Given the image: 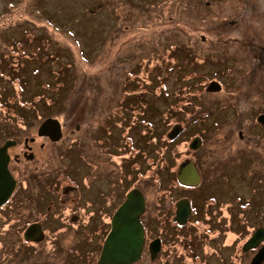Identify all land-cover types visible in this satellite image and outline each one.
<instances>
[{"label": "rangeland", "instance_id": "rangeland-1", "mask_svg": "<svg viewBox=\"0 0 264 264\" xmlns=\"http://www.w3.org/2000/svg\"><path fill=\"white\" fill-rule=\"evenodd\" d=\"M242 13L246 20H242ZM257 14L255 9L243 11L241 0H0V92L10 107L0 102V112L5 119L14 117L10 112L12 107L15 112L21 107L29 109V102L36 99L35 113L41 115L28 120V125L21 123L20 144L11 151L20 153L25 138L33 136L38 140L30 142L36 144L34 159L26 157L23 163L16 165L17 171L28 167L29 171L32 169L40 175L38 177L56 178L53 173L71 162L67 169L72 177L80 178L83 170L89 171L90 166L81 161L77 151L70 156L64 154L69 151L67 145L72 130L78 137H84L89 129L93 132L89 139L96 143L98 138L110 146L116 143L125 147L131 141L142 151L149 137L148 124L127 117L113 128H107L100 121L97 124L95 119L112 112L115 102L127 106L126 113H130L131 103L136 101L144 107L145 116L138 109L133 110L134 113L154 125L159 123L157 119L163 116L160 109L171 103L172 93L181 92L184 98L177 83L191 80L188 79L192 73L186 74L173 62L162 59L169 56L174 41L183 47L184 61L189 54L187 50L194 59L191 67L187 63L182 69H197L198 81L202 82V87L193 93L196 99H188L192 103L200 100L198 106L193 107L186 99L178 105H192L193 110L186 113L184 119H193L192 113L199 116L178 139L184 145L182 154L194 136L202 137L201 146L205 144L215 152L230 156L242 152L239 131H243L244 137L248 135L245 127L242 128L244 121H240L236 110L230 106L223 86L216 92H209L206 87L212 80L222 85L226 80L233 88L239 69H248L249 56L240 42L245 32L264 33V17ZM228 68L232 69V74ZM138 82L141 83L138 87L147 91L141 95L145 100L140 96H123L122 89L132 91ZM257 92L254 89L249 95L255 98ZM123 98L125 101L121 102ZM51 100L57 105L45 106ZM46 114L58 117L64 125L63 137L58 143L53 144L38 135L40 121H37ZM174 124L170 122L169 126ZM257 129V125H250L253 133ZM100 154L105 158V154ZM241 161L253 162L248 153ZM241 165L245 164L238 160L228 171L229 192L224 202L230 207L232 218L235 212L241 211L243 203L247 218H255V211L264 201V173L252 176L247 165L244 176ZM144 188L151 201L155 184L151 180ZM240 188L248 197L246 200L238 195ZM253 190L259 195L258 207L257 201L251 198ZM192 192L188 194L193 195ZM6 226L7 223L0 221V264H46L41 247L35 250L32 245L4 241L8 235L1 231ZM32 255L39 259L30 260Z\"/></svg>", "mask_w": 264, "mask_h": 264}, {"label": "flooded vegetation", "instance_id": "flooded-vegetation-1", "mask_svg": "<svg viewBox=\"0 0 264 264\" xmlns=\"http://www.w3.org/2000/svg\"><path fill=\"white\" fill-rule=\"evenodd\" d=\"M241 3L243 11L255 9L256 13L260 14L257 15L264 17V0H241ZM242 15V20H246L245 13ZM247 28L249 29L248 26ZM240 44L247 50L249 67L239 69L233 88L226 80L222 85L223 92L229 97L230 106L236 110L240 121H244L242 128L245 127L248 133L244 137L243 131H239L241 148L244 150L237 155L215 152L205 144L201 146L202 137H199L201 144L198 147L193 148L189 144L182 154L184 145L178 139L183 130L196 122H189L187 118L180 119L185 115L178 106L174 91V99L168 106L160 109L163 116L157 119L159 123L155 125L133 112L138 109L145 116L144 107L136 101L131 103L133 106L130 113H126L127 106L115 102L112 104V112L101 118L96 117L97 124L100 121L107 128H113L127 117L148 124L149 137L142 151L137 150L131 141L125 147L116 143L110 146L108 142L102 143L98 138L95 139L96 143L89 139L93 134L89 129L84 132L87 133L84 137H78L76 131L72 130L67 145L69 151L64 154L70 156L75 151L80 153L81 161L90 166L89 171L83 170L80 178L72 177L67 169V166L72 164L69 162L64 168H57L59 171L53 173L57 175L56 178L38 177L40 175L37 176L32 169L29 171L28 167L19 171L16 167L17 164L23 163L26 154L33 152L34 159L33 149L36 144L31 145L30 142H36L37 138H25L20 153H13L12 148L20 144L22 124L20 119L14 121L15 116L5 119L0 112V147L7 140L15 141L8 148V167L16 185L9 199L0 205V221L7 223L6 228L1 231V234L8 235L4 241L16 245H32L35 250L38 246L41 247L47 259L46 264H102L100 256L110 235L115 233L119 223H128L124 217L118 219L119 209L127 200L128 194L138 189L144 198V209L139 215L142 232L140 257L130 263L112 264H253L258 255L264 257V233L263 236L260 235L255 246L247 247L248 240L258 230H264V201L261 208L255 211V218H247L245 203L241 205V211L235 212L232 218L230 207L224 202L229 192L228 171L238 160L245 164L241 165L244 176L247 165L252 176L264 173V123L259 120V117L264 115V33L252 35L245 32ZM231 71L232 69H229L230 73ZM127 83L124 79V84ZM194 83L197 87L200 85L198 82ZM177 84L182 88V82ZM139 85L140 82L132 91L129 88L122 89L123 96H140L145 100L141 95H145L147 91L144 87H138ZM254 89L258 91L255 98L249 95ZM4 99L0 92V102L7 105ZM120 101L124 102L125 98ZM47 104L45 106L49 108L51 105H57L52 101ZM170 108L178 113L179 117L174 119L175 124L172 127H168L167 122V110ZM47 117L55 116L41 117L37 123L40 121L41 124ZM249 124L258 126L256 133L250 130ZM61 125L63 137L65 129L62 122ZM175 125H180L182 131L171 138L169 134ZM76 127L79 129L80 125L77 124ZM151 130L160 131L162 143L167 138L173 140V153L170 157L173 155L174 162L169 163L161 141L159 148H156V142L152 138L155 132ZM206 131L205 129L203 133ZM62 137L56 142L49 136H41L53 144L60 142ZM195 137L198 136L193 139ZM252 139L255 142H252ZM43 145L44 142L40 144L42 147ZM100 152L105 154V158ZM246 153L253 162L246 164L241 161ZM189 162L194 164L199 175L195 184L185 183L178 176L182 167ZM171 163L173 174L167 177L165 169ZM60 171L63 172L61 177ZM151 180L155 184V190L150 201L144 184ZM189 191L194 194L189 195ZM252 194L251 198L258 204V193L253 190ZM238 195L244 199L247 197L241 192V188ZM27 230L29 238L26 237ZM35 258L32 255L30 260L36 262L39 259ZM261 264H264V258Z\"/></svg>", "mask_w": 264, "mask_h": 264}, {"label": "water", "instance_id": "water-1", "mask_svg": "<svg viewBox=\"0 0 264 264\" xmlns=\"http://www.w3.org/2000/svg\"><path fill=\"white\" fill-rule=\"evenodd\" d=\"M204 39V35H202ZM207 91H220L222 84L217 80H212L206 87ZM259 120L264 123V115L259 117ZM182 131L180 125H175L173 131L169 134L171 138H174ZM39 136H49L52 140L57 141L62 137V125L58 118L47 117L44 119L38 127ZM33 139V138H32ZM31 139V140H32ZM15 141L7 140L3 146L0 147V205L5 203L15 185L16 180L9 170L8 164L10 161V155L8 148ZM201 144V139L195 137L190 146L193 148L198 147ZM27 158L32 159L34 154H26ZM179 178L181 181L188 184H195L199 178L198 172L192 162L187 163L179 172ZM144 209L143 194L138 189H134L128 194L127 200L119 209L118 219H123L128 223L118 224L114 234H111L109 240L103 247L100 263L112 264V263H130L137 260L141 254V224L139 222V215ZM127 218V219H126ZM29 230V229H28ZM28 230L26 237L28 236ZM264 230H258L247 242V247H252L257 244L260 235L263 236ZM263 256L258 255L253 264H261Z\"/></svg>", "mask_w": 264, "mask_h": 264}, {"label": "trees", "instance_id": "trees-1", "mask_svg": "<svg viewBox=\"0 0 264 264\" xmlns=\"http://www.w3.org/2000/svg\"><path fill=\"white\" fill-rule=\"evenodd\" d=\"M171 43L172 44L170 45V48H169L170 51L168 53L169 56H166L165 58H162V59H164L165 61H168V62H173V64L175 65L176 68H178L180 71L182 70V72H184L186 74L192 73V74H190V77L188 79V80H190V78H191V80L187 81V82H182V88H178V89L183 90V92H184V98L183 99L184 100L186 99V101H189L188 99H190V100L194 101L196 98L193 97V96H195L193 93L202 87V85H198V87H197V85H194L195 84L194 82H198V84H200L202 82L198 81L199 76H198L197 69H182L183 64L185 66L187 63L191 67L192 63L194 64V59L193 60L191 59L192 54H190V52H188V50H187V53H189V54L186 55V59L184 61V57L182 56L184 54L183 47H179L177 41H174ZM190 61H191V63H189ZM175 98L178 100V105H179V103L183 100L181 97V92L180 93L177 92L175 95ZM36 102H37L36 99L32 100L31 102H29V106H27V108H29V109H25V108L21 107L22 109L21 110L19 109V112H15L14 107H12L10 112L15 114L14 121L17 119H20V122L24 123L23 125H28L27 124L28 120L32 119V117H30V115H34V116L37 115V113H35V112H36V109L38 107V103H36ZM189 102H190V104L193 105V107H196L201 103L200 100L197 103H192V101H189ZM26 105H28V104H26ZM192 105L180 104V108H182L184 115H186V113L193 110V109H191ZM7 108H10V107H8V104H7ZM30 109H32L31 112H26V111H29ZM167 113H169L168 118H167L168 127H169L170 122H173L175 118H179V117H178V113H176L171 108L169 110H167ZM192 116H193V119H190L189 122H192L195 119L199 120L198 114L194 115V113H192ZM184 118H185V116L180 118V119L182 120ZM151 131H153V130H151ZM153 132H155V134L153 133L152 138L154 139V142H156V148H159V144H160L159 142L161 141V145L163 144L162 146L165 148L164 149L165 156L167 159H169V163L171 161L174 162L173 155H172V157H170V154L173 153V145H174L173 140H170L167 138V139L163 140V143H162V140L160 139V137H161L160 131H157V132L153 131ZM172 166H173V164L171 163L165 169L167 177L168 176L170 177L173 174L172 173L173 170L171 169Z\"/></svg>", "mask_w": 264, "mask_h": 264}]
</instances>
